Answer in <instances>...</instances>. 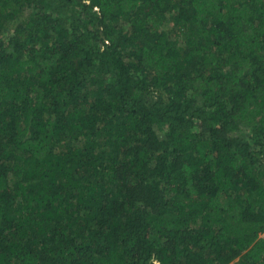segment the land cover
<instances>
[{
	"label": "trees",
	"instance_id": "1",
	"mask_svg": "<svg viewBox=\"0 0 264 264\" xmlns=\"http://www.w3.org/2000/svg\"><path fill=\"white\" fill-rule=\"evenodd\" d=\"M264 0H0V264H264Z\"/></svg>",
	"mask_w": 264,
	"mask_h": 264
},
{
	"label": "built area",
	"instance_id": "2",
	"mask_svg": "<svg viewBox=\"0 0 264 264\" xmlns=\"http://www.w3.org/2000/svg\"><path fill=\"white\" fill-rule=\"evenodd\" d=\"M262 236L264 237V232L262 233Z\"/></svg>",
	"mask_w": 264,
	"mask_h": 264
}]
</instances>
